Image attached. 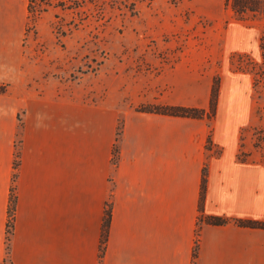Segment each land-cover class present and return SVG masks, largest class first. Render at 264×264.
Listing matches in <instances>:
<instances>
[{"label": "crops", "instance_id": "0c3cea01", "mask_svg": "<svg viewBox=\"0 0 264 264\" xmlns=\"http://www.w3.org/2000/svg\"><path fill=\"white\" fill-rule=\"evenodd\" d=\"M25 2L0 0L3 25L17 9L22 23ZM19 35L0 27V261L264 264V227L236 222H264V162L238 156L246 91L237 108L218 96L209 148L206 116L116 108L107 92L90 103L31 94L9 60Z\"/></svg>", "mask_w": 264, "mask_h": 264}, {"label": "rangeland", "instance_id": "374dc122", "mask_svg": "<svg viewBox=\"0 0 264 264\" xmlns=\"http://www.w3.org/2000/svg\"><path fill=\"white\" fill-rule=\"evenodd\" d=\"M224 1L67 0L63 10L42 3L38 18L24 11L21 24L18 9L8 24L0 15V27L20 34L9 60L23 66L33 95L59 91L90 103L107 92L116 108L164 114L209 98L205 109L184 106L202 109L209 148L218 96L237 108L238 92L246 91L251 115L239 131L238 156L248 154L245 147L264 162V13L237 16ZM5 86L0 82V91ZM0 264L13 263L5 257Z\"/></svg>", "mask_w": 264, "mask_h": 264}, {"label": "trees", "instance_id": "16d2710c", "mask_svg": "<svg viewBox=\"0 0 264 264\" xmlns=\"http://www.w3.org/2000/svg\"><path fill=\"white\" fill-rule=\"evenodd\" d=\"M42 3L47 4V6H51L54 3L61 6V9L63 10L66 6L67 0H26V11H27V17L33 16L35 18H38L44 11L45 8L43 7ZM224 4L232 10V12L237 16H243L245 14H252L256 15L259 13H264V0H225ZM260 47L264 55V29L263 34L261 37ZM216 97H217V87L213 89L211 92L210 97V106L214 110L215 103H216ZM165 111L166 114H173V115H180V116H188V117H199L202 114V109H196L192 107H184V106H170L166 107L161 112ZM210 143V138L208 137V144ZM204 191V178L202 179L201 183V195ZM211 221L215 223H223V220L220 219H211ZM239 225H247V226H257V227H264V222L259 221H243V220H237L236 221ZM110 223V207L109 205H106L104 210V216H103V224H102V235H101V243H100V252L99 256L102 255L103 249H104V242L106 239L107 229ZM13 228V203L11 202L9 204L8 209V220L6 224V230H7V246L6 249H8V240L9 236L12 233ZM196 247V241L195 246ZM195 254V251L193 253V256ZM193 264V263H192Z\"/></svg>", "mask_w": 264, "mask_h": 264}]
</instances>
